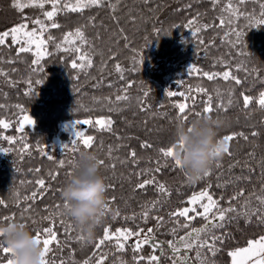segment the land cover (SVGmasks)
Returning <instances> with one entry per match:
<instances>
[{"label": "trees", "instance_id": "trees-1", "mask_svg": "<svg viewBox=\"0 0 264 264\" xmlns=\"http://www.w3.org/2000/svg\"><path fill=\"white\" fill-rule=\"evenodd\" d=\"M228 3L229 0H219L213 7L209 0H150L147 4L143 0H121L114 13L106 5L85 9L82 14L59 13L56 22L60 27L49 30L55 43L61 42L67 32L81 28L88 40L83 51L93 59L90 68L73 69L71 64L75 57L58 51L53 43L48 45L50 55L40 63L43 70L35 72L32 54L17 57L15 47L0 48V58L13 61L0 63V69L7 74L0 76V105H3L0 119L13 123L9 129H0V137L11 136L15 140L9 144L0 139V146L9 149L7 161L0 166V199L7 205L0 206V220L14 216V220L26 223L35 234L37 229L48 226L49 221L44 217L54 218L66 264L73 261L83 264L89 257H92L90 264H95L101 255L107 257L104 264H136L134 255L147 258L153 254L150 244L143 245L139 253L133 252L135 244L127 246L125 243V248L118 250L115 240L106 241L100 249L94 244L102 238L104 227L112 232L117 228L133 231L153 228L152 235L165 252L160 264H171L166 258L171 256L166 242L173 239L171 230L177 227L175 221L179 219L183 223L184 218L170 216V213L190 207L186 202L194 193L207 189L214 199L223 197L220 203L227 207L228 200L243 190L244 196L233 201V206L240 211V205L249 197L252 205L257 206L255 196L264 195V108L256 102L264 92V25L251 27L249 19L244 17L235 20L232 26L244 36L240 44L233 46L224 35L228 28L214 26L219 24L220 16L228 19L230 13L222 11ZM231 3L250 18L259 19V5L264 0H245L243 4L231 0ZM32 10L24 13L13 7L10 17L0 20V32L26 22L25 17L43 19L41 13L36 10L33 14ZM113 16L118 18V23ZM190 19L196 22L188 26ZM205 24L209 25L206 29ZM196 28L202 31L192 35ZM125 35L127 41L123 39ZM141 55L144 57L142 65L136 62ZM116 64L123 69V80L115 69ZM193 67L198 71L190 72ZM224 71H230L240 84L232 79L208 80L203 76L204 72ZM29 80L34 94L29 93ZM37 80L42 83L36 84ZM197 88L206 89L207 94L197 93ZM168 91L176 95L168 96ZM125 94L129 96L127 101H116L117 95ZM207 95L213 97L214 111L210 116L219 121V139L233 133H243V136L228 142L230 154L224 153L213 162L208 177L192 183L187 172L175 168L174 161L166 160L159 149L175 143L178 125H188L200 118L196 113L203 111ZM244 95L252 98L247 107L243 103ZM185 96L189 97L187 101ZM185 102L190 106L186 113L188 119L178 120L176 105ZM221 102L223 107L216 111ZM25 115L31 116L35 124L21 132L16 124ZM107 118L113 121L110 131L100 130L95 125L86 129L85 134L94 137L92 148L81 146L76 152L62 155L59 147H55L56 139L69 140L62 132L64 124ZM254 132L257 135L253 136ZM144 144L152 147H143ZM81 150L92 151L104 161L101 174L107 186L111 185L107 187V202L112 200L110 211L105 213L94 238L86 239L83 245L75 242V237L83 233L63 212L64 202L60 196ZM133 151L135 158L130 155ZM48 156L53 157L48 159ZM60 160L65 161L64 168L58 167ZM49 173L56 174V179L52 180ZM153 177L155 183L143 189L137 187ZM39 179H44L48 187L39 190L41 195L35 201H25V196L30 197L39 189L35 183ZM157 184H164L166 192L158 191ZM154 202L155 208H152ZM25 207L30 210L25 212ZM145 211L150 213L146 223L142 218ZM155 217H163L162 225H157ZM204 223L201 217H196L191 226L200 228ZM69 227L70 233L66 235L65 229ZM185 231L187 229H179L177 235H184ZM214 231L221 240L216 243L215 255L202 250V256L207 258L205 264H232L229 252L264 236V224H258L255 218L248 223L240 217ZM155 254L160 255V251ZM190 255L194 258L195 252Z\"/></svg>", "mask_w": 264, "mask_h": 264}, {"label": "snow or ice", "instance_id": "snow-or-ice-1", "mask_svg": "<svg viewBox=\"0 0 264 264\" xmlns=\"http://www.w3.org/2000/svg\"><path fill=\"white\" fill-rule=\"evenodd\" d=\"M121 2V0H115V3L113 0H75L73 3L72 0H27V2L24 3H15L14 6L23 12L25 8L32 7V8H38L40 10H44L46 5H51V10H44L41 12V15L43 16V19L37 17L35 19H31L28 17H25L24 20L26 22L20 23L16 25L15 27H12L9 30L0 32V48L8 47L12 48L15 47L16 49V56L19 57L21 54L30 53L33 55V59L31 61V64L34 66L33 71H42L43 69L40 67L41 61L48 55H50L48 51V45L49 43H53L54 47L58 51L71 53L75 59H73L71 67L73 69H84L85 67H92L93 65V59L91 56L87 54V52L83 51L84 46L88 44L87 37L85 35V32L81 28H76L75 31H69L66 34L63 35L61 42L55 43V38L51 35L50 29H57L60 27L59 23L56 22V18L59 13H83L85 9H91L93 7H104L105 5L109 7L113 13L116 10L117 5ZM144 3H149L150 0H143ZM209 2L215 7L219 0H209ZM238 4L245 3V0H237ZM190 7V6H189ZM261 9L260 18L255 19L254 17H249L245 13L241 12L238 7H234L231 3V0H229V3L225 6L222 11L230 13L227 20L222 16L219 17V24L214 26L219 27H227L228 31L224 33L226 38H229V42L233 44V46L240 44L242 42V38L244 36V33L242 31H238L235 27H233V23L235 20L240 19L241 17H244L245 19H249L250 26L255 27L259 25H264V3H260L259 5ZM90 20H93L94 17H90ZM114 20H117L118 18L113 16ZM195 19L188 20L187 24L188 26H191L195 23ZM31 25V26H30ZM209 25L205 24L203 25V28H208ZM201 28H196L192 35H196L197 33L201 32ZM120 32L123 33V29H120ZM234 36L235 40H231V37ZM123 39L127 41L128 37L125 35L123 36ZM79 54V55H77ZM144 57L141 55L139 59L136 61L139 64H143ZM12 63L13 61L11 59L5 61L3 58H0V63ZM115 69L118 73H121L120 79L123 80V69L120 64L115 65ZM190 72L198 71L197 69L190 68ZM0 76H7L6 73L3 72L2 69H0ZM203 76L207 77L208 80H214L218 77H222L224 80H235L236 84H240V80L234 77L230 71H224L222 73H209L204 72ZM11 84V81L9 82ZM29 84V93H33V90L31 88L32 81H27ZM36 84L42 83V81L37 80L35 81ZM130 86V85H129ZM111 87V85H109ZM126 91V89H125ZM191 91V90H190ZM197 93H205L207 94L206 89L197 88ZM26 93V94H29ZM34 94V93H33ZM145 96L148 95L147 92L144 93ZM168 96H175L176 93L172 91H168ZM181 96H184L185 94L181 93ZM116 101H127L129 99L128 95H117ZM189 97L185 96V101H187ZM252 102V98L244 95L243 96V103L244 106L247 107ZM258 105L261 108H264V92H261L259 94V98L256 101ZM195 103L193 99V104ZM231 100H229V105H231ZM204 107L202 112H197V117H206L210 116V114L214 111L213 108V97L211 95H207V100L204 101ZM0 107H3V105H0ZM17 107H20L17 105ZM189 105L187 102L180 103L176 105V108L178 110L177 119L186 121L188 119L187 111L189 109ZM223 107V104L217 105L215 110L219 111L220 108ZM111 111V109H109ZM23 111V109H21ZM19 124V128L17 130L24 131L25 124L28 125H34L35 121L31 118V116L25 115L23 116L22 120L17 122ZM113 121L110 118L107 119H97L94 122L91 120H76L74 121V139L71 141L72 148L71 150L73 152H76L79 150V146H83L84 148H92L94 137L91 135H86L84 132L78 130L76 128L77 125L81 124H89V125H95L99 126L100 130H111ZM9 122L6 120L0 119V129H7L11 127ZM253 136L257 135V133H252ZM236 136H243V133H233L230 135H226L222 138V141L225 142V147L223 149L224 153H229V143L233 141ZM244 139H248L247 136L243 137ZM0 139H3L7 141L9 144H13L15 142L14 138L11 136H2ZM143 147L150 148L152 145L150 144H144ZM24 148H27V145H24ZM64 149H68L69 145H63ZM0 152L2 153H8L9 149L4 148L0 146ZM159 152L162 154V156L167 160L168 158H171L174 161V167L179 168L183 170L182 165L180 164V161L175 158V143H173L171 146L167 148H160ZM230 154V153H229ZM110 155V153H109ZM133 158L136 157L135 151L131 152L130 154ZM48 159H52V156H48ZM101 164H104V161H100ZM69 164H72V161L68 162ZM217 166L219 164L217 163ZM58 167L64 168L65 167V161L60 160L58 161ZM114 167V165H113ZM38 171V170H37ZM157 172L160 171L159 168L156 169ZM71 174V173H69ZM52 180L56 179V174L49 173ZM210 175V169L204 173V177H208ZM264 175V173H262ZM39 189L37 191H33L31 196H25L24 200H33L35 201L38 196L41 195V192L39 190H44L48 186L46 185V182L44 179H39L35 182ZM155 183V177L152 179H145L142 183L138 184V188H145L146 185H150ZM108 188H111V185L107 186ZM210 188L211 185H208ZM217 187H220V185H217ZM157 189L161 193L166 192V188L164 184H157ZM262 192H264V189H262ZM17 196V204L19 205V194H15ZM244 196L243 190L235 193L227 202V207H224L221 205L220 200H223V197H221L219 200L214 199L213 195L207 190H201L198 193H194L189 200L186 202L188 205H191L192 207H184L182 209H178L173 213H170V216L173 217H183L184 222L181 223L179 219H177L175 222L177 224V227L173 228L171 230V235L173 236V239L168 240L166 242L168 249L171 252V256L166 257L171 260V264H205L206 257L202 256V250L207 249L208 252L212 253V255H215L216 251V243L221 240L220 236H217L214 229H220L224 227V224L227 222H230L234 219H239L240 217H244L245 222L250 223L253 218H255L256 222L258 224H264V195H257L255 196L256 201L258 202L257 206L252 205V198L249 197L245 199L244 203L240 205V211L237 210L235 206H233V201L237 200L240 197ZM114 199V198H113ZM112 200H109L105 205L104 215L108 211H110V204ZM155 203H153L152 208H155ZM0 206H7L6 202L2 199H0ZM198 206L202 211H198ZM57 208L60 207V205L56 206ZM63 207H67V204L64 203ZM30 210V207H25L24 211L27 212ZM194 213V215H189V213ZM149 211H145L142 213V218L147 222L149 218ZM235 214V215H233ZM119 213H116V216H118ZM116 216H113V219L116 218ZM196 217H201L204 220V224L200 228H195L191 226V221L195 220ZM14 216H7L3 217L0 222L3 220L12 221L14 220ZM43 219L49 221V224L47 227H44L42 229H37L35 231L36 240L38 243L43 245V251H42V264H50L48 256L49 253L53 251V245L59 247L60 240L58 237V233L56 231V221L52 217H44ZM129 219L128 217H125V220ZM134 219V217H133ZM157 221V225H162L163 217H155ZM61 225H63V221H60ZM179 229H187L185 231L184 235H177ZM153 228H148L147 233H143V229H139L136 231H133L128 228H117L114 232L110 231L109 227H104L103 229V236L94 244V247L96 249H100L102 245L105 244L106 241H116V247L118 250H123L125 248V243L122 241H127L132 237H136V242L133 247L134 253H139L143 245L150 244L151 248L153 250V254L149 257H144L142 255H134L133 259L136 261V264H142V262L146 261V264H160L161 257L165 256V252L163 250V247L161 246L160 242L156 241L155 237L152 235ZM70 233V227L65 229V234L68 235ZM142 237V238H141ZM122 238V240H121ZM75 242L86 244L87 240L83 235H79L75 237ZM160 251V255H156V251ZM192 252H195V257L193 258L190 254ZM0 254L4 256L3 260H0V264H14L13 260L11 259L10 255V249L3 245V243H0ZM95 253H93V256ZM229 256L232 259V264H264V236L259 237L258 239L249 240L247 242L246 247L237 248L231 252H229ZM107 259L106 256L101 255L98 259L95 260V264H104L105 260ZM92 260V257H89V259L85 260L83 264H90ZM54 264V261H53ZM60 264H66L65 261L61 260ZM72 264H75V261L72 262ZM121 264H125V262H121Z\"/></svg>", "mask_w": 264, "mask_h": 264}, {"label": "clouds", "instance_id": "clouds-1", "mask_svg": "<svg viewBox=\"0 0 264 264\" xmlns=\"http://www.w3.org/2000/svg\"><path fill=\"white\" fill-rule=\"evenodd\" d=\"M219 121L212 116L181 123L175 131V158L187 172L190 182L201 180L213 162L224 154L225 142L219 139ZM96 153L81 150L72 174L61 188L60 196L71 218L87 240H92L104 217L107 183ZM0 243L10 249L14 264H42L43 245L30 227L19 220L0 222Z\"/></svg>", "mask_w": 264, "mask_h": 264}, {"label": "rangeland", "instance_id": "rangeland-1", "mask_svg": "<svg viewBox=\"0 0 264 264\" xmlns=\"http://www.w3.org/2000/svg\"><path fill=\"white\" fill-rule=\"evenodd\" d=\"M24 2H27V0H0V20L4 21L8 17H10V15L12 14V8L14 7L15 9H17L14 6L15 3H24ZM27 9H33L32 12H33V14H35L36 10L39 13H41L44 10H51V5H49V6L46 5L44 10H40L38 8L28 7V8H25L23 11H25ZM24 13H27V11H25ZM12 124L13 123H10V125H12ZM16 125H17V128H19V124H16ZM73 125H74V122H71V123H66L62 126V132L66 133L69 137L68 142H61L59 139H56L54 141L55 147H59L60 153L62 155H67L68 151L72 152L71 141L74 139ZM88 126H89V124H81V125H77L76 128L85 133ZM25 127H32V125L25 124L24 128ZM9 128H7V129H9ZM66 144L69 145L68 149L63 148V145H66ZM79 147H81V146H79ZM46 154H48V153H46ZM7 155H8L7 153L0 152V166H2L4 164L5 160L7 161ZM190 207H192V206L190 205ZM196 207H197V210L200 209L198 206H196ZM200 211H202V209H200ZM190 214H191V212L189 213V215ZM192 214H194V213H192ZM144 233H147V231H143L142 236ZM136 239H137L136 237H132L129 240H127L126 242L125 241H122V242L127 243V246H132L135 244ZM121 240H122V238H121ZM52 247H53V251L51 253H49V256H48L49 262H50V264H53V261H54V264H59L60 260H63L66 258L65 253L62 251L63 247L61 246V244L59 245V247H57L55 245H53ZM3 259H4V256L2 254H0V260H3Z\"/></svg>", "mask_w": 264, "mask_h": 264}]
</instances>
